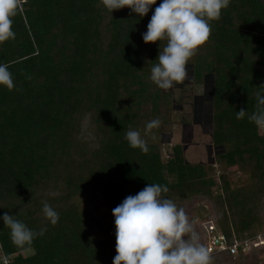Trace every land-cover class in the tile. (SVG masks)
I'll return each instance as SVG.
<instances>
[{
    "label": "trees",
    "instance_id": "obj_1",
    "mask_svg": "<svg viewBox=\"0 0 264 264\" xmlns=\"http://www.w3.org/2000/svg\"><path fill=\"white\" fill-rule=\"evenodd\" d=\"M161 2L141 17L101 0H27L14 18L16 38L0 44L16 85H0V264H113V209L149 183L166 185L178 207L209 203L229 242L264 236V130L248 120L264 95V0H230L189 61V79L167 91L150 79L161 42L142 35ZM177 120L211 127L213 159L189 161L183 142L163 154L162 135ZM128 130L140 132L147 154L129 146ZM42 201L58 212L56 225ZM5 212L46 231L17 247Z\"/></svg>",
    "mask_w": 264,
    "mask_h": 264
},
{
    "label": "clouds",
    "instance_id": "obj_2",
    "mask_svg": "<svg viewBox=\"0 0 264 264\" xmlns=\"http://www.w3.org/2000/svg\"><path fill=\"white\" fill-rule=\"evenodd\" d=\"M27 0H0V44L14 40V18L24 12ZM109 12L129 7L141 17L148 14L157 0H101ZM230 0H162L155 8L143 33L145 43H160L158 63L151 68L150 79L165 91L189 79V61L198 54L211 37V21L221 18L222 10ZM0 85L12 91L16 85L8 64H0ZM256 110L248 116L258 129L264 130V95L256 94ZM246 110L237 111L236 118L243 119ZM157 118L147 123L151 131L159 127ZM129 146L147 154L149 148L141 134L128 130L124 137ZM166 185L149 183L136 195L127 196L113 209L116 226V252L113 264H212L208 248L201 243L200 234L184 208L178 207L165 195ZM50 195L55 196L53 192ZM42 211L52 225L59 214L47 201H42ZM4 226L10 229L13 243L20 248L31 245L42 236L8 212L2 216ZM4 264H7L5 260Z\"/></svg>",
    "mask_w": 264,
    "mask_h": 264
},
{
    "label": "rangeland",
    "instance_id": "obj_3",
    "mask_svg": "<svg viewBox=\"0 0 264 264\" xmlns=\"http://www.w3.org/2000/svg\"><path fill=\"white\" fill-rule=\"evenodd\" d=\"M210 126H202L191 122L189 125L175 121L174 125L162 135L163 154L168 155L169 146L174 143L183 142L186 149V157L191 162L209 161L213 159L214 148L211 146ZM104 211L105 208H102ZM189 219L194 222V228L201 233L204 223L215 220L214 212L207 202L192 200L184 208ZM248 259L243 264H264V244L258 247V251L246 253Z\"/></svg>",
    "mask_w": 264,
    "mask_h": 264
},
{
    "label": "built area",
    "instance_id": "obj_4",
    "mask_svg": "<svg viewBox=\"0 0 264 264\" xmlns=\"http://www.w3.org/2000/svg\"><path fill=\"white\" fill-rule=\"evenodd\" d=\"M201 233L204 244L208 248L211 256L224 252H229L232 255H237L240 252L248 253L252 249L264 244V236L262 234L254 238H235L233 242H229L218 223L213 219L204 223Z\"/></svg>",
    "mask_w": 264,
    "mask_h": 264
}]
</instances>
